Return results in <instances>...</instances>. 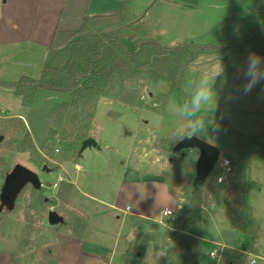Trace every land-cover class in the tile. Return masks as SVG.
<instances>
[{
    "label": "rangeland",
    "instance_id": "374dc122",
    "mask_svg": "<svg viewBox=\"0 0 264 264\" xmlns=\"http://www.w3.org/2000/svg\"><path fill=\"white\" fill-rule=\"evenodd\" d=\"M132 7L135 8L122 38L129 51L146 40L157 41L165 48L226 46L236 43L239 32L264 26V0H132ZM42 56V52L29 49L0 52V206L5 178L17 164L34 171L42 184L39 190L26 186L12 209L0 210V251L30 254L63 235L89 238L97 234L98 224L108 226L104 221L109 219V214L101 213L105 207L93 202L92 198L113 201L126 179L127 167L136 166L137 162L149 175L181 183L178 186L182 190H176V202L170 190H155L149 205L150 217L159 218V212L164 208L173 210L174 215L164 219L162 224L148 223L149 232L172 230L180 234L195 189L199 153L186 150L176 154L173 146L184 137H198L218 146L224 157L230 160L236 157L230 145L214 136L217 115L222 113L231 129L262 143L249 144L248 160L250 179L260 188L249 192L252 219L248 229L235 230L232 206L229 209L222 198L215 199L217 187L227 191L228 184H216L212 195L215 206L211 210L202 209L196 224L187 229L196 237L204 236L207 244H198L186 258L189 264H198L202 257L201 264H227V255L233 249L241 256L239 264H247L251 258L239 249L253 250L258 256H264V62L260 57L241 56L230 86L220 79L222 63L212 56H201L178 80L174 77L145 81V90L151 94L143 91L134 104L101 99L89 133L98 148L81 153V143L71 144L57 137L49 157L45 158L41 145L46 139L50 114L71 97L40 89L32 107L27 108L13 86L22 78L39 80L46 65L60 68L66 63L54 57H48L46 63L43 59L42 63ZM254 58L257 63L252 66ZM203 88L210 90L211 99L196 108L193 99ZM231 99L234 111L229 108ZM18 115L24 116L20 118L23 127L35 143V151L30 153L18 149L22 124L5 120L18 118ZM194 127L197 128L195 132ZM38 153L42 158H38ZM76 165L81 167L78 172ZM44 166L50 169L49 173L43 172ZM59 177L64 181L53 189L52 185ZM71 179L83 195L74 192ZM204 189L202 186L199 193ZM50 211L62 216L64 224L50 226ZM125 217L123 235L128 237L136 232L137 219ZM110 220L107 234L112 241L119 222L116 216ZM180 243V237L174 236L164 244V252L150 246L144 257L133 258L132 264H142V261L168 264V254ZM220 244L229 248L225 250L224 258L220 261L209 258L208 254Z\"/></svg>",
    "mask_w": 264,
    "mask_h": 264
},
{
    "label": "trees",
    "instance_id": "16d2710c",
    "mask_svg": "<svg viewBox=\"0 0 264 264\" xmlns=\"http://www.w3.org/2000/svg\"><path fill=\"white\" fill-rule=\"evenodd\" d=\"M129 12V1L116 15L86 18L81 29L73 32L64 49L51 51L50 57L66 61L60 68L45 66L41 78H22L13 86L22 98L23 105L31 108L40 89L67 94L69 102L61 104L49 117L46 139L41 145L45 158L49 157L57 137L71 144L84 142L89 138L97 106L101 99L109 98L134 104L146 91L145 81L159 79H180L183 71L193 66L201 56H212L222 63L220 79L229 82L238 59L244 55L264 57V26L248 32H239L237 41L226 46L183 45L165 48L157 41L146 40L129 51L122 42L123 32ZM178 82V81H177ZM147 94H151L146 91ZM7 122H19L20 118H8ZM22 124L18 149L21 152L35 151L34 140ZM216 139L233 149L232 173L227 179L228 189L224 201L229 202L235 216V230L248 229L252 213L248 204L251 190H259L260 185L249 176V144H262L257 138H246L231 129L218 113L214 130ZM175 146V145H174ZM173 146V148H174ZM37 151V150H36ZM38 158H42L38 153ZM10 173V172H9ZM216 180L210 176L203 184H195L191 202L183 221L181 233L168 230L166 233L148 232L138 237L131 257H143L149 244L164 250L168 239L179 236V247L168 254L169 264H189L186 255L199 244L187 229L196 224L202 209L210 208ZM205 186L204 192L199 189ZM5 209V208H4ZM198 219V218H197ZM200 240V242H198ZM128 257V256H127ZM125 257L122 264H129ZM241 263V256L235 251L227 255V264Z\"/></svg>",
    "mask_w": 264,
    "mask_h": 264
},
{
    "label": "crops",
    "instance_id": "0c3cea01",
    "mask_svg": "<svg viewBox=\"0 0 264 264\" xmlns=\"http://www.w3.org/2000/svg\"><path fill=\"white\" fill-rule=\"evenodd\" d=\"M126 1H129L128 20L135 8L132 7V0H0V52L26 49L42 52V63H44L43 59L46 63V59L51 58L50 52L64 49L70 35L81 29L86 18L116 15L123 9ZM149 1L153 0H145V2ZM258 57L264 62V57ZM240 61L241 58L237 61L231 79L227 83L229 86L239 68ZM229 108L234 111L232 99ZM18 118L23 119L24 116L18 115ZM223 118L226 123V118L224 116ZM75 167L77 172L81 169L79 165ZM143 167L138 162L136 166L127 167L126 179L120 185L113 201L105 202L98 198H92L93 202L103 204L101 206L105 207L101 213L109 214V221L107 219L104 221L108 222L106 223L108 226L113 216H116L119 222L112 241L109 240V234H107L109 227L98 224L100 229L96 232L97 234L90 235L89 238L80 235H63L52 244L43 246L42 250H36L30 254H11L1 250L0 264H122L127 256L129 264H132L133 258H140L138 256L131 257L135 251L138 237L149 232V221L160 223L161 212L164 209H169H162L159 212V218L150 217L149 205L155 190L157 188L170 190L175 202L177 201L176 190H182L181 186H178L181 183L176 180H169L155 174L149 175L148 171L142 169ZM63 181L64 178L59 177L58 182L52 185V188H57ZM71 185L74 192L83 195L76 187L75 181L72 180ZM224 190L226 191V189L222 190L217 187L215 199L216 197L222 198L224 205L231 209V204L224 201ZM215 202L208 208L209 210L215 206ZM125 216L137 219V230L128 237L123 235ZM233 219L235 221L234 214ZM200 239L204 244H207V239L204 236H201ZM150 246L156 249L152 243L147 248ZM243 251L247 256H254L253 264H264V256H258L253 250L251 252ZM202 262L203 257L198 264ZM142 264L147 263L142 261Z\"/></svg>",
    "mask_w": 264,
    "mask_h": 264
},
{
    "label": "water",
    "instance_id": "95a60500",
    "mask_svg": "<svg viewBox=\"0 0 264 264\" xmlns=\"http://www.w3.org/2000/svg\"><path fill=\"white\" fill-rule=\"evenodd\" d=\"M1 140H3L1 138ZM98 148L97 142L93 138H88L81 144V153L87 149ZM186 150H196L199 153L197 161L195 184H203L210 176L211 172L220 157V149L218 146L206 142L198 137H184L173 148L176 154ZM43 172L49 173L50 169L47 166L42 168ZM31 185L34 189H41L42 184L38 175L25 167L17 164L7 174L3 188L1 190L2 203L0 210L4 208L12 209L15 205L18 195L22 190ZM64 218L55 211H50L48 214V224L50 226H58L64 224ZM139 257V255H137Z\"/></svg>",
    "mask_w": 264,
    "mask_h": 264
},
{
    "label": "built area",
    "instance_id": "2783aa9c",
    "mask_svg": "<svg viewBox=\"0 0 264 264\" xmlns=\"http://www.w3.org/2000/svg\"><path fill=\"white\" fill-rule=\"evenodd\" d=\"M232 173V162L229 158L224 157L222 154H220V157L218 158V161L216 165L214 166V169L211 172V176H213L216 180L217 185H225L227 183L228 177ZM129 210V209H127ZM126 213V212H125ZM174 215V211L171 209H164L161 212V221L160 224H162V221L164 219L169 218L170 216ZM229 249L226 245H218L216 249L212 250L208 257L211 259H215L217 261H220L225 256V250ZM239 252L246 253L245 251L239 250ZM254 256H251L249 259V262L247 264H253Z\"/></svg>",
    "mask_w": 264,
    "mask_h": 264
},
{
    "label": "clouds",
    "instance_id": "9594fccd",
    "mask_svg": "<svg viewBox=\"0 0 264 264\" xmlns=\"http://www.w3.org/2000/svg\"><path fill=\"white\" fill-rule=\"evenodd\" d=\"M251 63H252V66H255L256 63H257V60L254 58ZM210 99H211V92H210V90L207 89V88H203V89L199 90L196 93V95H195V97L193 99V105H194V107L199 108L202 103H206ZM199 126L200 125L198 124L197 127H199ZM196 130H197V128L194 127L193 128V132H195Z\"/></svg>",
    "mask_w": 264,
    "mask_h": 264
}]
</instances>
